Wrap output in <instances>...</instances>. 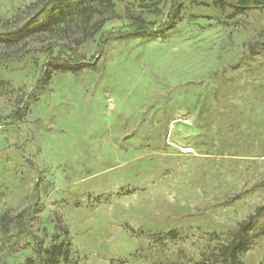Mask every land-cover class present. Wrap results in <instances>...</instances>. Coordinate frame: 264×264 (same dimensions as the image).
Wrapping results in <instances>:
<instances>
[{"label":"rangeland","instance_id":"374dc122","mask_svg":"<svg viewBox=\"0 0 264 264\" xmlns=\"http://www.w3.org/2000/svg\"><path fill=\"white\" fill-rule=\"evenodd\" d=\"M170 4L174 27L96 54ZM47 44L86 65L37 85ZM24 101L0 121V217L33 211L59 264H264V7L0 0V116ZM30 242L1 232L0 264L26 263Z\"/></svg>","mask_w":264,"mask_h":264},{"label":"trees","instance_id":"16d2710c","mask_svg":"<svg viewBox=\"0 0 264 264\" xmlns=\"http://www.w3.org/2000/svg\"><path fill=\"white\" fill-rule=\"evenodd\" d=\"M172 1V0H171ZM220 6L229 5L235 10H243L249 8L264 7V0H252L250 4L246 0H236L231 2L230 0H216ZM118 17V16H116ZM175 25V10L172 4H170L167 21L163 24L158 25L156 28H151L145 21L138 18H132L127 23V28H116L110 30L106 34H101L96 47V54H99L102 49V45L106 38L111 35H118L120 37H128L131 35H144V34H155L163 33ZM52 45L47 44L44 46L45 56L41 67L39 77L36 80V84L41 86L44 85L50 76L51 69H70L77 70L86 65V62L81 54L76 50L75 45L67 44L65 47L73 55V57H65L61 54H52ZM254 46H251V55ZM27 108L26 101L19 105L13 114L9 116H0V121H20L23 119ZM257 213V211H256ZM33 211L27 212L21 210L15 214H4L0 217V233H6L12 231L14 237H20L22 235H29L31 237V251L33 256L29 257L24 264H59L60 257L66 256V250L64 249V242L54 243L45 245L44 238L33 232L31 227ZM254 214L250 215L245 221L240 224L238 229L237 240L231 246V252L235 253L244 249L246 241L243 238V233L251 226Z\"/></svg>","mask_w":264,"mask_h":264},{"label":"crops","instance_id":"0c3cea01","mask_svg":"<svg viewBox=\"0 0 264 264\" xmlns=\"http://www.w3.org/2000/svg\"><path fill=\"white\" fill-rule=\"evenodd\" d=\"M250 1H252V0H250ZM246 2L248 3V0H246ZM249 4V3H248Z\"/></svg>","mask_w":264,"mask_h":264}]
</instances>
